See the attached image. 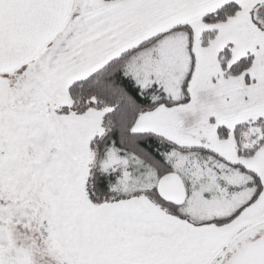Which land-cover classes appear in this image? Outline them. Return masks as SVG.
Here are the masks:
<instances>
[{
	"label": "snow or ice",
	"instance_id": "snow-or-ice-1",
	"mask_svg": "<svg viewBox=\"0 0 264 264\" xmlns=\"http://www.w3.org/2000/svg\"><path fill=\"white\" fill-rule=\"evenodd\" d=\"M0 264H264V0H0Z\"/></svg>",
	"mask_w": 264,
	"mask_h": 264
}]
</instances>
